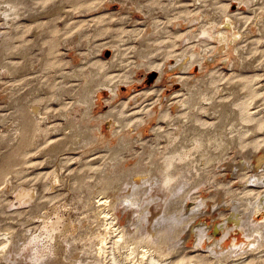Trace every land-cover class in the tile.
Instances as JSON below:
<instances>
[{
    "label": "rangeland",
    "instance_id": "374dc122",
    "mask_svg": "<svg viewBox=\"0 0 264 264\" xmlns=\"http://www.w3.org/2000/svg\"><path fill=\"white\" fill-rule=\"evenodd\" d=\"M6 1L7 0H0V9H1L0 11H2V13H0V32H1L0 33V75H1L0 76L1 78L0 79V114H6V115L9 114L8 116L11 115L10 116L11 118L8 117V120H6L3 123H0V149L2 150L0 151V153L3 152L6 144L13 143V140L10 141L9 139H12L11 137L13 136L12 133L16 120L15 119L16 114H14L15 111L13 110V109L16 110V107L14 105L15 102H13L15 99L14 97L15 95L17 98L20 99L18 103L23 102L25 106L32 105L33 103H41L43 105L45 104L44 107L49 106L50 109L53 111V114L56 115V117L54 118L51 117L50 121L47 119L49 122L42 119L41 116L38 117L37 120L39 123L37 122L38 124L35 135L36 137H34L33 140L34 144L32 143V145L27 150L28 153L26 157L28 163L23 166V173H22V175L30 179H36L37 177H39V174L42 173L46 178L41 179V181H36L39 182L38 185L35 183L36 188L39 189L45 183L47 184L48 190L45 187L46 190L44 191L43 194L45 195L56 194L57 195L56 198L50 200L41 209H38L37 210L38 212L31 213L30 210L31 204L30 206L22 204L21 207H18L19 204H17L18 200L16 198V194L18 192L17 187L10 185V189L7 191L6 194L8 199V204H7L8 207H6L5 210L8 213H11L12 212L11 210L16 208L21 213L22 218L24 217L25 219L23 225L19 227L20 232H22L21 240L19 242L22 251L20 250L19 251L20 253L19 252L13 253L14 258L17 259V262L13 261L14 263L12 264H16V263L17 264H78L76 263L77 261L80 264L82 263L83 260L91 258L93 256L91 253V251L93 250L89 248L86 250L84 247L85 244L89 242V240L84 239V242L78 240L74 243L73 247H70L68 244V239H70L73 236V234L81 230L83 226L80 227V224L83 223L84 226H89L88 228L91 230L90 224L93 222L96 223L97 221V218L95 217L94 213L93 212L89 213L90 211L88 210V208H86L85 201L83 202L82 199L83 196L89 195L88 192L91 191L90 196L93 198L92 202L98 203V201L96 200H98L97 196L99 194V191L101 190V183L100 180H98L99 178H96V176L98 175V171H96V168H98V170L106 169L107 170L106 172L110 173V171L113 170L109 169V167L110 168L113 167V169H116L114 167L117 166V164L115 166L116 161L113 159V155H111L110 149H113L119 145L120 143L119 136H114L112 134L113 133L112 131L109 132L110 126L108 124L103 125L104 123L103 120L99 118L106 113L108 108L109 110L111 108H115L116 106H119L121 102L123 103V105H125L124 107H121L122 109L121 112L122 114L125 115H128L129 113L132 114L134 111L138 109L140 110L141 106L142 107L147 106L148 108L146 107L145 110L147 109L154 110L155 112L153 119L154 122L153 120L151 122L147 121L148 116H145L146 114L145 111L143 110H141L143 114L140 116V118H142L144 122L146 121L145 124L147 123L146 125L143 124L141 126L144 129V130L142 129V131L144 132L142 136V140L145 141V143L147 144L146 146H153L152 143L154 142L155 139L154 128L157 125H160L163 128L167 127L166 122L159 120V115L161 111L168 109L171 116L175 115L178 112V110L182 108V106L179 105L178 106L179 108H177L176 104L174 105V107L172 106L171 103L173 102L172 100L174 98V92L180 89L182 95V97L180 98L182 99H184L185 96H187V94L189 93L186 87L180 85L181 83L179 84L180 76L185 75V77H188L189 83L195 84V82H197L196 86L201 87V88L197 87L195 90L196 91L195 94L196 95L198 94L197 96L195 95V97L197 98V99L195 98V100L196 102L197 100H199L201 102L200 105L204 104V106H206L205 108L207 110L201 116L203 119L207 120L208 122H213L216 119H214L213 116L210 117L209 113H212L213 110L211 109L209 102L206 101L204 98L207 97V95L213 97V95L217 93L216 95H214L216 96L214 98H217L218 96L219 99L226 98L224 100L227 101L229 99L227 103L228 107H226V109L228 110L227 112L228 113L231 112V114H229V116L227 117H225L224 115V118L226 119L230 117V119L227 120L225 119L227 121V124L224 125L228 136H232L239 133L242 134L241 136L242 139L253 138V135L246 136L249 132L246 127H243V125L237 123L235 127H232L229 124V120L237 116V114L234 112H236L235 110L238 111L241 109L240 105L242 103L247 102L248 111H250V113H255V111H259L258 114H256L257 117L261 116L260 118L264 119V100H263L264 99V88H263L264 87V0H32L31 5L35 4V6L26 8L27 10L25 9L22 10V13H24L27 12L29 9L30 10L29 15L27 13L22 17L12 16L10 18L3 14L6 5L1 3L2 2L5 3ZM175 2H176L175 7H177L175 10L176 11L175 16L179 17L177 20L181 22V25L179 27L180 29L174 26L170 27V25H167L168 32L165 33L166 35H169L170 32V35L174 36V33L178 31L177 34L178 37L173 39L174 41L173 50L176 51L173 54L182 53L185 50H187V52H191L193 50L196 53L197 52L202 53V56L204 57L206 56L205 50H207L208 52L211 51L213 53V56L212 58L207 56L203 58L202 56H200L199 57L200 60L203 58L201 60V66L203 65V68H200L195 63L193 70H191L190 72L187 71L186 73H183L182 71L179 70L169 69V71L166 72L165 76L162 78L160 83H158L159 73L156 74V71L152 69L151 71L150 68L154 66L155 63L159 64L161 58L158 57V55L156 56L155 53L148 52V54H146V51H150L151 49L148 48L147 46H142V42H141V39H143L144 36L146 35L149 36L153 33V27H152L153 20L152 17L149 14H147L146 10H147V6L152 5L151 7L154 9L153 12L155 14L154 16H158L159 20H161L160 22L166 23L167 18L165 17L166 15L163 14L164 12L163 7H165L169 3L173 4ZM41 3L45 5H42ZM40 6H42V8ZM35 8L38 9L37 12L32 11V9ZM229 15L231 16L229 17ZM194 17L195 18L197 17L198 20L194 21L193 23L191 19L192 18L194 19ZM14 18H16L15 22L13 20ZM188 20H191L192 24L190 22H187ZM17 22H21V30L23 29L22 31H24V32L21 31L22 32L20 33L21 36L15 33L14 31ZM185 22L189 23L187 26L190 25L189 26L190 28L185 26L186 25ZM210 22H215V25L216 24L219 25V26L216 25V28L218 27L217 30L219 31V35L215 40L213 39L210 40V42L213 41L212 44L210 43L211 45L210 44L207 45L203 41H200V39L206 38L202 34L201 27L205 25L204 28L205 27L207 28L208 23ZM30 26L32 28H30ZM232 27H234L235 29H233ZM219 28L221 31L219 30ZM134 29L139 30L137 32L139 34H136V32H134L135 31ZM232 30H234V32ZM239 30L240 32H238ZM222 33L226 35H223ZM5 34L9 38L10 37L12 38L13 36L12 38L13 40H10L8 42L9 44H6L5 47H7L8 49H10L9 47H11V50L13 49L14 53H12L13 56H11L10 54L8 55L7 58L12 62L25 63L27 71L26 70L24 71V73L22 74L23 76L21 74L13 75V76L9 75L6 69L3 67V64L1 62V57L2 59H5V56L2 54L3 52L1 51L2 50L1 47H3V44L5 45V42H3L5 38H7ZM188 35H191V37L198 35V38L195 37L196 38L195 40L194 39L192 40L190 38L186 41ZM128 36L133 37V39H131V41L130 39L127 40ZM15 37L17 38V40H14ZM134 38H138V39L136 40ZM119 40L121 42L122 41L124 42V40H126L125 45L123 46L124 52L122 51L121 55H117L116 53V46H117L116 44L120 43ZM199 42H201L200 43L201 46L199 45ZM11 43H13L14 45L13 44L11 45ZM226 43L230 48L229 47L228 48L226 47L227 49L225 48V46H227ZM205 46L206 47L209 46L210 49L208 50L209 47L205 49ZM19 50L21 51L20 54H19ZM138 53L139 56L137 55ZM151 54L153 57L150 56ZM253 54L255 56H253ZM116 55L118 57H116ZM149 56L150 58H148ZM213 58L216 60H214ZM110 59L116 60L115 66L114 65L110 66L111 64L109 63L112 62V60ZM86 61L89 63H87ZM141 61L144 62L145 65ZM92 62H101L103 65V71L108 75L118 74L117 80L128 79L131 70L135 72L134 73L135 77L132 79L133 82H129L130 84L129 83L128 85L121 84L120 92H119L120 95L118 96L116 101H111L110 93L109 95H105V93H102L103 94L102 95L100 93L98 98L94 99V102L96 101L97 103L96 106H94V109L91 111L92 114L90 115V117H88L86 116L87 113L85 112L86 110H88L87 105L84 104L85 105L84 108L82 107L83 103L81 104L78 103V101L76 102V99H78L77 94L84 86L83 84H85L84 79L82 78L84 77V75L82 77L74 76V71L79 69L84 71L86 70L88 72L89 68H87V66ZM171 62L172 65L175 64L174 59H172ZM233 65H236V67ZM118 67L119 69H117ZM63 72L67 73V75L70 74L71 76L68 77L66 76L65 78L64 77L62 78ZM95 75H97L96 76L97 81L99 80L102 81L101 79H103V76L100 72H96ZM255 75L258 76L257 78L258 81H255ZM205 77L207 80H205ZM22 78L25 81L22 80ZM201 78L203 79V81ZM197 80L200 81L198 82ZM201 82H203V84ZM249 82L254 83V87H256L255 89L257 90L256 96L249 93V90L245 88V84ZM63 85L65 87H69L70 90L63 92L62 91ZM206 85L209 86L207 87ZM57 87L60 89H57ZM71 90L73 91L72 94H71L72 92ZM153 90H155V93L152 94V96L145 97L146 99L145 98L144 99L146 101H144L145 102L144 103L143 97L145 93L146 92L149 93ZM54 91H58L56 92V94L59 93V95H61L62 93L61 96H63L66 99L65 102L67 104L66 106H64V108L61 107L62 106L61 104L57 105L58 104L57 103L58 101L56 99L57 95L55 94ZM205 92L207 95L205 94ZM200 93H203L202 97ZM136 96L137 97L139 96L138 100H136L137 98L136 99L134 98ZM11 98L13 100H11ZM53 99L55 103L53 102ZM249 101L251 104L249 103ZM113 102H116L117 104L115 103L114 105ZM80 106L82 108H79ZM44 107L42 108L44 109ZM59 107H61V109ZM116 108L119 109L120 107L119 108L116 107ZM64 109H69L68 113L63 112L62 114L61 112ZM64 114L65 117H63ZM220 114L218 115L217 113L218 118H221L222 115ZM92 116L94 117L93 118L94 120L90 119L92 118ZM128 116L125 117L126 118L128 117L129 119L128 118L125 119V117L124 119L128 123L130 122L129 124L132 127L130 125L129 127L130 130H132L134 118L130 114ZM66 117L67 118L69 117L68 118L69 122ZM95 122H99L101 125H103V129L100 132L98 131L97 128L95 129V127H97V123ZM71 123L80 124L81 127L84 129V131L85 130L86 132L88 131L87 133L88 135L90 134L89 137L90 138L92 137L91 139H93V136L95 135L94 139L92 140L93 143L91 144L93 146L91 147L90 144L89 145L83 144L82 146L81 143H84L83 142L84 138L81 136L78 137L77 135L75 136V138H73L74 141L72 140L73 142H75L76 140L77 145L76 143H73L71 141L72 144L71 143L69 144L68 147L69 149L60 153L55 152L54 145L56 144V140L59 139L61 136L62 137L65 136V133L69 131L68 126ZM114 124H115L114 127L117 126L116 128H119L118 124H116L115 122ZM52 126L53 127L58 126V128L53 129ZM125 128L127 132L125 131L126 132V133L124 132L125 135L122 134L120 135V137L126 136L127 139L126 138L125 139L127 141L129 140V142H138V139L140 141V137L138 138V135H135L133 130L132 132L129 130L128 127ZM169 131L172 130L169 129ZM92 132L94 133L93 136L91 135L93 134ZM130 133L133 135L132 137ZM258 134L260 137H264V131H260ZM49 140L51 141L49 142ZM52 140H55V142L53 141L55 144H53ZM96 141L98 143H96ZM108 144L110 148L107 146ZM136 144L135 145L133 144L134 146L132 145V148H134L131 149L133 150V153L129 149L127 151H125L126 150L125 149L124 152L121 151L120 153L121 156L119 157L123 158L124 162L123 163L121 162L120 164L122 166L124 164V166L122 168V166L119 164L121 166L119 168L120 170L124 168L126 169V167L133 168V165L135 166L136 163L138 162V158L142 157L141 155H143L145 159L147 158L146 159L147 161L149 160L148 158L149 149L145 150L143 149V146H141L140 144H137L138 146H136ZM166 145L167 142L163 141L160 145L161 149L166 147ZM261 149H257V150L259 151ZM128 151H130L131 154ZM146 151L148 154L146 153ZM142 152L144 154H141ZM236 152L237 150L230 149L227 156L233 154L231 160L234 158V160H238L235 161V163L239 164L242 161L240 156L243 155L239 153L236 154ZM260 152L262 155H264L263 151ZM255 153L256 150L254 148L247 149L244 151V154H247L246 158L252 160V162H255L257 159L256 157H254ZM143 157L142 159L145 160ZM94 158L96 159L94 160ZM146 160L143 162L146 163ZM86 161L92 162V170L88 171L87 170L88 168L84 166ZM225 164L226 162L219 163L214 168L215 165L214 163L212 164L211 168H208V170L210 171L207 173L211 172L209 176H213V174L220 173L218 174L219 175L218 178L224 181L225 183L227 181L232 180V183L229 186L231 187L230 189L234 191V195H236V193H240V189L243 183L238 182V179H235V177L232 178L233 171H230V169H228L225 166ZM225 167L227 168V170L225 169ZM263 168H264V163L262 167L258 169V173L263 172L264 171ZM85 169L87 171L84 174V176H82L84 177L83 179H86L84 181L86 183H87V179H89V181L90 180L93 181L90 183L88 182L89 186L88 184H85V187L84 186L82 187L83 183L81 184L82 182L81 177L78 174L83 172V170ZM53 171H55V173H57L60 178V181L55 184L52 182V179L54 178V174H55L53 173ZM248 171L252 172L253 170L252 169L245 170V172ZM22 175H20L19 177H23ZM228 178H230V180ZM250 181L247 180V183L244 184L243 186L245 187L246 185L248 186V184L250 185L251 184ZM95 182L97 183L95 184ZM97 184H98L97 187H99L97 189L99 191L95 189V186ZM205 185H207V183ZM93 186L94 188H92ZM123 187H125V184ZM3 188L4 186L1 185L0 190H2ZM90 188H92L95 193ZM202 188L203 189H195L190 196L194 197L195 195V197L198 198L211 197L210 196L211 191L212 190L214 191L212 185L209 184L208 186L205 187L203 186ZM262 190L263 188H258V191H262ZM195 193L196 194L198 193L197 194L198 196ZM229 198L230 197L221 196L222 200H226V199L229 200ZM190 203L192 206L193 204L192 201H190ZM121 206H123V208H121ZM121 206H117L119 208L117 209L118 211L115 212H118L120 219L119 224L124 227L130 225L129 222L133 219L135 220L136 215L131 213L130 211L128 212L127 208H125L124 205ZM54 209L57 214L56 216H59L61 218V223L53 227L51 224L53 221L56 220ZM159 212L160 211L157 210V212L155 213L157 214ZM226 213H228V211ZM46 214H48L47 217H49V215L52 214L50 215L52 216V219L49 221L48 225L43 222L44 217L41 218L42 215H46ZM33 216H39V218H33ZM101 216L104 215L101 214ZM31 218H33V220H31ZM6 219L7 218H4V222L6 221ZM83 220L84 222H82ZM257 220L263 221V216L262 215L258 216ZM11 221L12 224L16 223V220L11 219ZM11 221L9 220V218L7 219V222L11 223ZM209 223L211 224L210 220ZM66 225L68 226L65 227ZM44 226L46 227L44 228ZM142 229L144 230L145 228L143 227ZM235 237L239 238V241L237 243L238 245H240L244 240L242 234L238 233L237 231H234L231 234V236L226 240L225 244L227 249L228 247L230 249V246L232 245ZM193 240H195L194 237H192L189 240L188 242L189 244H187L188 249L185 250L183 253V256L186 257L188 261L191 259L200 258L199 259L200 264H216V263L244 264L245 260L247 261L245 262V264H264V260L261 259L264 257L263 255L264 252L262 253L254 252L251 254V256L245 257L241 260L240 259L235 260L230 257L227 258L226 260V258H224L223 260L220 261V263H218L217 259L210 257L211 253L208 252L209 251L208 244L204 245L205 249L202 247H195L196 242ZM7 256L10 261L13 260L11 254H8ZM256 258L258 259L259 263L256 262L257 261ZM259 258L261 259L262 262L259 260ZM89 261L91 260H87V262ZM1 262H2L1 264H10L4 260H2Z\"/></svg>",
    "mask_w": 264,
    "mask_h": 264
},
{
    "label": "bare ground",
    "instance_id": "6f19581e",
    "mask_svg": "<svg viewBox=\"0 0 264 264\" xmlns=\"http://www.w3.org/2000/svg\"><path fill=\"white\" fill-rule=\"evenodd\" d=\"M3 2L1 4L6 5L5 11H4L5 13L3 12V14L9 18L12 16L22 17L27 13L29 15L30 14L29 9L27 12H24V13H22V10L24 9L27 10L26 8L35 6V4L31 5L32 0H7L5 3ZM43 3L41 4L45 5ZM175 5H176V2L173 4L169 3L165 7H163L164 8L163 14L166 15L165 17L167 18L166 23L160 22L161 20H159L158 16H154L155 14L153 13L154 9L151 7L152 5L147 6V10H146L147 14H149L153 20L152 22L153 33L149 36L147 35L144 36V38L141 39V42H142V46H147L148 48L151 49L150 51H146V54H148V52L155 53L156 56L158 55V57L161 58V59L159 58L160 59L159 64L155 63L154 66H152L151 68L149 67L150 70L152 69L156 71V74L159 73L158 83H160V81L165 76L166 72L169 71V69L179 70V71H182L183 73H186L187 71L190 72L191 70H193L195 63L200 68H203V65L201 66V60L205 58L206 56L211 57V58L213 56V53L211 51L208 52L207 50H205L206 56L204 57L202 56V53H198V52L196 53L193 50L191 52H187V50H185L182 53L173 54L176 52L175 50H173V45H174L173 39L178 37L177 35L178 31L174 33V36H171L170 32H169V35H166L165 33L168 32L167 25H170V27L174 26L180 29L179 27L181 25V22L177 20L179 17L175 16L176 15L175 10L177 8L175 7ZM40 7L42 8V6ZM32 11L37 12L38 9L35 8V9H32ZM0 13H2V11H0ZM37 16H38V13H37ZM230 16L231 15H229V17ZM13 20L15 22L16 18H14ZM191 20L194 23V21L198 20V18L194 17V19L192 18ZM191 20H188L187 22L191 23ZM188 24L189 23H186L185 26H187ZM216 25H215V22L208 23L207 28L206 27L204 28L205 25H203L201 27L202 28L201 30H202L203 36H205L206 38L205 39L202 38L200 39V41H203L207 45L210 43L212 44L213 41L210 42V40L211 39L215 40L219 35V31L217 30L218 27L216 28ZM189 26L187 27L190 28ZM234 27L232 28L235 29ZM30 28L32 27L30 26ZM22 30H21V22H17L15 25V30H14L15 33L21 36L20 33L24 32ZM138 31L139 30L136 29L134 32H136V34H139L137 33ZM232 31L234 32V30ZM238 32H240V30ZM222 34L226 35L224 33ZM191 35H188L187 39L186 38L184 39H186L187 41L190 38L192 40L193 39L195 40L196 38H198V35L193 36V37H191ZM238 36H239V33H238ZM6 37L7 38H5V40L3 41L5 42V45L3 44V47H1L2 48L1 51L3 52L2 54L5 56V59H2L1 57V62L3 64V67L6 69L9 75H12V76L18 75V74L22 75L24 71L26 70V65L25 63L12 62L11 60H8L7 58L8 55L11 54V56H13L12 53H14V50L13 49L11 50V47H9L10 45L8 46L10 49H8L5 46L6 44H9L8 42L10 40H13L12 39L13 36L12 38L10 37L11 39L7 35ZM129 39L131 41L133 37L128 36L127 40ZM134 39L137 40L138 38H134ZM14 40H17V38L15 37ZM125 41L126 40H124V42L120 41L119 44H116L117 45L116 46L117 55H121L122 51L124 52L123 46L125 45ZM200 43L201 42H199V45ZM12 44L13 43H11V45ZM194 46H197V45H194ZM208 47L205 46V49ZM226 47L228 48L229 46L227 45L225 46V48ZM209 49L210 47L208 48V50ZM20 52L21 51L19 50V54ZM117 55L116 57H118ZM137 55L139 56V53ZM150 56L153 57L152 54ZM150 56L148 58H150ZM200 56L203 57V58L201 57L202 58L201 60L199 59ZM253 56L255 55L253 54ZM172 59H174L175 61L174 65H172V62H171ZM116 60H112V62L109 63L111 64L110 66L112 65L115 66ZM142 63L144 64V62ZM233 66L236 67V65H233ZM87 68H89L88 69L89 73L85 70L87 73L86 74L84 70L78 69L74 71V76L82 77L84 75L85 77V78L82 77L84 79L85 84H83L84 86L81 88L79 93L77 92L78 99H76V102L78 101V103H81V104L83 103L82 107L84 108H85L84 104L87 105L88 110L86 111L84 110V111L87 113L86 116L90 117V115L92 114L91 111L94 109V106H96V103H97L96 101L94 102V99L98 98L100 93L101 94L105 93V95H109L110 93L111 101H116V99L120 95L119 92H120L121 84L128 85L129 82H133L132 79L135 77V74H134L135 72L131 70L129 73V76L127 75L128 79L117 80L118 74H111V75L106 74L103 71V65L101 62H92L87 66ZM117 69H119V67ZM96 72H100L102 74L103 76V79H101L102 81L100 80L97 81V78H96L97 75H95ZM66 76L68 77L71 75L70 74L67 75V73L63 72L62 78L63 77L65 78ZM206 77H205V80H207ZM257 78L258 76L255 75V81H258ZM22 80L24 79L22 78ZM197 81L199 82L200 80H197ZM196 83L197 82H195V84L189 83V79L188 77H185V75L180 76L179 84L182 85L183 87H186L189 93L187 94V96H185L184 99H182L180 98L182 97L180 89L174 92V98L172 100L173 102L171 103L172 106L174 107L175 104L177 105V108H179L178 107L179 105L182 106V108H180L175 115L171 116L168 109L161 111L159 115V120L166 122L167 127L163 128L160 125H157L154 128L155 139H154V142L152 143L153 146H146L147 144L145 143V141L142 140V136L144 132L142 131L143 128L141 126L145 124L146 121L144 122L143 119L140 118V116L143 114L141 110L145 111V114H146L145 116H148V120H147L148 122L149 121L151 122L154 119V115H155L154 110H148V109L145 110L147 106L146 107L141 106L140 110L138 109L134 111L132 114L129 113L134 118L132 130L134 131L135 135H138V138L140 137V141L138 139V142H129V140L128 141L126 140L127 139L126 136L120 137V135L124 134V132L126 131L125 127H128L130 130V127H129L130 122L128 123L125 120L129 117L128 116L129 114L125 115V114H122L121 112L122 110L121 107L125 106L123 105V103L120 102L119 106H116L118 108L120 107L119 109L115 107L109 110L108 108L106 113L102 115L101 117H99L101 120H103L104 122V123L102 122L103 125L108 124L110 126L109 132L112 131L113 132L112 134L114 136H119L120 143L117 147L110 149L111 155H113V159L116 161V163L114 162L115 166L117 164V166L114 167L116 169H113V167L110 168L108 166L109 169L113 170V171H110V173H108L106 172L107 171L106 169L98 170V168L95 167L96 171H98V175L96 176V178H99L98 180H100V183H101L100 191L97 189L99 188L97 187L98 184L95 186V189L99 191V194L97 196L98 200H96L98 201V203L92 202L93 198L90 196L91 191L88 192L89 195H85L82 198L83 202L85 201L86 208H88V210L90 211L89 213L93 212L95 217L97 218V221H96L97 224L95 222L91 223L90 224L91 230L88 228L89 226H84L83 223L80 224V227L83 226L81 230L73 234V236L70 239H68V244L70 247H73L74 243L78 240H80L81 242H84V239L89 240V242L86 243L84 247L86 250L88 248L93 250L91 251L93 256L91 258L83 260L82 263L80 264H198V263L200 264V260H199L200 258L199 259L195 258V259H191L188 261L187 258L183 256L184 251L188 249L187 244H189L188 242L192 237L195 238V240H193L196 242L195 247L204 248L205 247L204 245L208 244L209 251L208 250L207 251L211 253L210 257L217 259L218 263H220V261L223 260L224 258H226V260L229 257L235 260H238V259L241 260L245 257L251 256V254L254 252L255 253L264 252V171L258 173V169L261 168L264 163V155H262L260 152V151H263L264 153V137H260L258 134L260 131H264V119L260 118L261 116L257 117L256 114H258L259 111H255V113H250V111H248L247 109V105H248L247 102L242 103V104L240 103L241 104L240 110L238 111L235 110L236 112L232 110L234 113L237 114V116L235 118H231V120H229V124L232 127H235L237 123H239L240 125H243V127H246L249 132L246 136L253 135V138L252 139H242L241 137L242 134H239V133L232 135V136H228L224 125L227 124L226 120L230 119V117L226 119L224 118V115L225 117H227L229 116V114H231V112L228 113L227 112L228 110L226 109V107H228L227 103L229 99L228 101L224 100L226 98L219 99L218 96L217 98H214L216 97L214 95H216L217 93L214 94L212 97V96H208L205 92L207 97H205L204 99L209 102L210 107L213 110V112L209 113V115L210 117L213 116V118L216 119L213 122H208L207 120L203 119L201 116L203 113L206 112L207 110L205 108L206 106H204V104L200 105L201 102L199 100H197L196 102L195 100L196 98L195 90L198 87L196 86ZM201 83L203 84V82ZM234 83H235V80H234ZM207 84H208V81H207ZM198 88H201V87H198ZM245 88H247L249 90V93H251L252 95L254 96L257 95L256 94L257 90L255 89L256 87H254L253 82L246 83ZM57 89H60V88L57 87ZM69 90H70L69 87H65L63 85V90H62L63 92L69 91ZM54 92L56 94V92L58 91H54ZM72 93L73 91L71 92V94ZM154 93H155V90L149 93L146 92L143 99L145 97L152 96V94ZM200 94L202 97L203 93H200ZM56 95H57L56 99L58 101L57 105L61 104L62 105L61 107L64 108V106H66L67 104L65 102L66 99L63 96H61L62 93L61 95H59V93H57ZM14 97L15 99L13 102H15L14 105L16 107V110L15 109L13 110L15 111L14 114H16L15 116L16 120H15V126H14L13 133H12L13 136L11 134L12 139H9L10 141L13 140V143L10 144L8 142L9 144H6L3 152L0 153V187L1 185L4 186V188L0 190V209H2L0 210V264L2 263L1 262L2 260L10 264L14 263L13 261L17 262V259L14 258L13 253H17L21 250L19 242L21 240L22 232H20L19 227L22 226L23 222L25 221L24 217L22 218L21 213L16 208H15L16 210L15 209L11 210L12 211L11 213H8L5 210L6 207H8L7 206L8 199H7L6 194H7V191L10 189V185L17 187L18 192L16 194V198L18 200L17 204H19L18 207H21L22 204L29 205V206L31 204V207H30L31 213L38 212L37 211L38 209H41L46 203H48L50 200L55 199L57 196L56 194L54 195L53 193H52L53 195L43 194L44 191L46 190L45 187L48 190L47 184L45 183L39 189L36 188L35 183L37 185L39 184V182H36V181H41V179L46 178L42 173L39 174V177H37L36 179L26 178V176L22 175L23 166L28 163V160L26 157L28 153L27 150L32 145V143L34 144L33 140H34V137H36L35 135L37 131V124L39 123L37 120L38 117L41 116L42 119L46 121L48 120L50 121L51 117L54 118L56 117V115L53 114V111L50 109L49 106L44 107L45 104L43 105L41 103H33L32 105L25 106V104H23L22 101H21L22 103H18L20 99L17 98L16 95ZM138 97L136 96L134 98L135 99L137 98L136 100H138ZM54 99H53V102H54ZM145 99L143 100V102L146 101ZM11 100L13 99L11 98ZM113 103L115 105L116 102H113ZM81 104H78V105H81ZM42 107H44V109ZM61 107L59 108L61 109ZM71 107H70V110H71ZM82 107L80 106L79 108H82ZM68 110L69 109H64L61 113L62 114L63 112L68 113ZM217 113L218 115L221 113L220 114L222 115L221 118H218ZM8 115L0 114V123H3L6 120H8V117L11 116V115L10 116ZM125 116H128V117L126 118ZM63 117H65V114ZM93 118L94 117L92 116V118L90 119H93ZM114 122L118 124L119 128H116L117 126L114 127L115 125ZM95 123H97V127H95V129L97 128L98 131L100 132L103 129V125H101L99 122H95ZM52 128L56 129L58 128V126H54V127L52 126ZM68 129L69 131L65 133L64 137L61 136L59 139L57 138H56L57 140L55 139L56 144L54 143L55 140H52V142L54 141L53 144H55L54 145L55 152L60 153V152H64L67 149H69L68 148L69 144L71 143L73 138H75V136L77 135L78 137L81 136L84 138V140L82 139L84 142V143H81L82 146L83 144L91 145L93 143L92 140L94 139V136H95L93 132L95 130L92 132L93 134H91L92 136L94 135L93 139H91L92 137L91 138L89 137L90 134L88 135L87 133L88 131L87 132L86 130L84 131V129L81 127L80 124L71 123L68 126ZM169 129H171L172 131H169ZM132 136L133 135L131 134V137ZM6 138H7V135H6ZM50 141L51 140H49V142ZM163 141H166L167 145L166 147L161 149L160 145ZM73 143H76V140ZM96 143L98 142L96 141ZM136 143L143 146V149L145 150L149 149V152H148L149 160L147 161L146 160L147 158L145 159L143 155H141L146 160V163H145L143 162L145 160H143L142 157L138 156L139 157L138 162L136 161L137 163L135 166L133 165V168L126 167V169L124 168L120 170L119 168L122 166L120 163L124 162L123 158L119 157L121 156L120 155L121 151L124 152L125 149H126L125 151L129 149L133 153V150H131V149H134L132 148V145L133 144L135 145ZM137 144L136 146H138ZM92 146L93 145H91V147ZM107 146L109 147V144ZM253 148L256 150L254 157H256L257 159L255 162H252V160L247 159L246 158L247 154H244L245 150L253 149ZM230 149H235L237 150L236 154L239 153L243 155V156H240V158L242 159L241 163L236 164L235 161H238V160H234V158L231 160L233 154L227 156ZM257 149H261V150L258 151ZM0 151L2 150L0 149ZM130 151L128 152L131 154ZM141 154H144V153L142 152ZM95 159L96 158H94V160ZM222 162H226L225 166L228 169H230V171H233L232 178L235 177V179H238V182L243 183V185L247 183V180L249 181L251 180L250 181L251 184L250 185L248 184V186L246 185L245 187L242 185L243 187L241 186L240 193H236V195H234V191L230 189L231 187L229 186L232 183V180H230V178H228L230 181H227L225 183L224 181L218 178L219 176L218 174L220 173L213 174V176H209L211 172L207 173L210 171L208 170V168H211L212 164L214 163H215L214 165V168H215L219 163H222ZM84 166L88 168L87 169L88 171L92 170V162L86 161ZM226 167L225 169L227 170ZM247 169L248 170L252 169L253 171L245 172V170ZM87 170L85 169L83 170V172L78 174L81 177V181H82L81 184L83 183L82 187L83 186L85 187V184H88V182L90 183L93 181V180L89 181V179H87V183L84 181L86 179H83L84 177L82 176H84ZM53 173H55V171H53ZM20 175H22L23 177H19ZM14 179H15V182H14ZM59 181H60L59 175L55 173L54 178L52 179V182L55 184V183H58ZM96 183L97 182H95V184ZM206 183L207 185H205ZM124 184H125V187H123ZM209 184H211L212 188L214 189V191L213 190L211 191V195H210L211 197L198 198V197H195V195L194 197L190 196L191 193L195 189H203L202 188L203 186L205 187V186H208ZM92 188H94V186ZM258 188H263V190L258 191ZM221 196L230 197V198L229 200L227 199L222 200ZM190 201H192L193 203L192 206H191ZM121 205H124V207L127 208L128 212L130 211L131 213L136 215L135 220L134 219L131 220L129 222L130 225L124 226V227L119 224V220H120L119 215H118V212H115V211H118L117 209L119 207L117 206H121ZM121 208H123V206H121ZM157 210H159L160 212L156 214L155 212H157ZM227 211L228 213H226ZM101 214H103L104 216H101ZM47 215L48 214L42 215L41 218L44 217L43 222L48 225L49 221L52 219V216H50L52 214H50L49 217H47ZM56 215L57 214L55 211V216ZM261 215L263 216V221H258L257 217ZM4 218H7V219L9 218L10 221L11 219L16 220V223L13 222L14 224H12V221L11 223H9L7 222V219L4 222ZM33 218H39V216H33ZM33 218H31V220H33ZM209 220L211 224L209 223ZM82 222H84V220ZM17 223H19L20 225ZM59 223H61V218L59 216H56V220L53 221L51 225L54 227L55 225ZM67 226L68 225H66L65 227ZM45 227L46 226H44V228ZM143 227L145 228L144 230L142 229ZM234 231H237L238 233L242 234L244 237V240L240 245H238L237 243L239 241V238L235 237L232 245L230 246V249L229 247L227 249L226 244H225L226 240L231 236V234ZM8 254H11V256L13 257L12 261L8 259V256H7ZM261 259L264 260V257ZM261 259L259 258L260 261ZM87 260H91V261L87 262ZM245 262L247 261L245 260ZM256 262H258V259ZM76 263L79 264L78 261Z\"/></svg>",
    "mask_w": 264,
    "mask_h": 264
}]
</instances>
